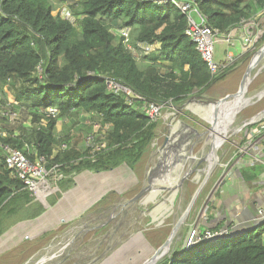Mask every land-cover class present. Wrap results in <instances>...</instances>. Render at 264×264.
<instances>
[{"label":"trees","instance_id":"16d2710c","mask_svg":"<svg viewBox=\"0 0 264 264\" xmlns=\"http://www.w3.org/2000/svg\"><path fill=\"white\" fill-rule=\"evenodd\" d=\"M195 3L208 27L221 36L264 15V0ZM60 9L69 11L73 23L60 13L54 16ZM186 26L187 16L176 6L157 0H0V146L8 144L27 155L28 144L49 165H59L65 178L48 205L72 185L74 175L122 165L133 170L150 150L158 124L128 106L124 96L108 91L106 80L146 102L177 105L225 79L232 68L212 77L184 35ZM123 28L131 30L132 47L144 43L154 46L153 52L134 57L113 33ZM263 42L264 32L254 48ZM10 92L13 103L8 102ZM2 106L16 115L24 109L31 126L18 135L7 130L10 119L2 115ZM48 109H57V116L47 117ZM59 121L62 130L57 132ZM77 122L87 136L93 133L92 124L99 125L96 141L105 142V148L92 154L85 145L76 148L71 142ZM62 144L68 149L60 150ZM241 171L250 184L256 171L249 178L245 168ZM43 212V203L10 175L0 147V237L15 223ZM21 214L27 218H18ZM206 231L219 230H199L200 241L186 247L183 240L157 264H264V223L222 238L204 239Z\"/></svg>","mask_w":264,"mask_h":264},{"label":"rangeland","instance_id":"374dc122","mask_svg":"<svg viewBox=\"0 0 264 264\" xmlns=\"http://www.w3.org/2000/svg\"><path fill=\"white\" fill-rule=\"evenodd\" d=\"M61 11L60 9L54 12V16L61 14ZM192 18L197 19L194 14H192ZM263 32L264 29H262ZM255 40L253 39L246 44L249 47L248 51H251L249 53H253L248 62L249 65L252 60V66L260 55L262 56L263 54L262 58L264 57V49L260 51L264 42L254 48L253 42ZM217 47L222 48L221 45ZM248 78L249 82H247ZM235 80L236 73L233 71L225 79L216 82V85L212 87L215 95H211L208 98L202 93L199 96H193L181 102V105L177 104L170 108H164L161 118L157 122L155 139L148 153L135 167L136 169L132 171L134 175L124 166L105 174L85 175L92 181L90 186L80 182V197H77V191L75 190L74 199L68 201V203H72V206L67 205L68 207L64 213L66 221H68L74 214L82 215L88 209L83 214L84 216L82 215L76 221L74 218L69 223L64 224H61V221L56 223L52 220L53 222H51L49 219H44V217L50 215L52 208L41 218L25 222L29 225L32 224V228L34 226L36 228L32 232L23 235L15 246L10 249H4L3 251L5 252L0 249V264H37L44 256H50V254L52 257L53 255L57 257L53 259L54 261L57 259V263L54 262L56 264H122V255L118 253L119 258H113L109 256L110 252L122 241L138 232L152 252L160 248L172 231L174 226L172 223L176 219V215L179 218L185 212L195 190L205 176L206 163L200 162V165L197 164L209 153L210 141L207 138L211 136V130L231 108V106L223 104L214 105L210 103L225 98L227 95L219 97L224 89L230 87ZM245 81V88L240 95L242 98H247L246 102L236 110L235 114L217 135V141H224L216 153L218 164L185 218L183 226L177 231L167 255L163 258L168 257L173 251L178 249L183 240L186 247L192 246V243L196 242V237L199 236L198 231L203 211H205L207 206L209 207L208 196L212 193L213 187L217 185L218 179L227 175L229 165L231 164L234 167L233 163L235 162L236 154L244 140H246L244 132L247 128L239 129L247 120L264 108V97L253 104L258 97H261V95L257 96V93L264 92V60L259 63L253 73L251 72L247 76ZM236 92L230 95H234ZM10 94L11 92L8 93V102L13 103L14 101ZM235 97L229 98V100ZM1 109H4L2 115L6 116L9 111H6L4 106ZM8 116L10 121L7 123L6 128L16 135L21 133L22 128L31 126V118L24 109H20L17 115ZM81 123H74L75 126L73 127L76 137L71 143L76 148H81V146L85 145L84 142L87 139V135L81 132ZM62 124L61 121L57 122V132L61 131ZM237 129L239 131L235 133ZM94 131H97V129H94ZM185 155L189 156L190 159L183 168L182 163ZM156 166L161 172L155 182L156 185L154 184L149 193L148 191L143 193L137 199L138 201L135 200L138 194L148 188L153 182V177L155 176L154 168ZM189 168L192 169L188 177L182 180L179 186L177 179L184 176L190 170ZM134 176L138 184L133 187ZM83 177L79 179L82 181ZM120 177L121 182H117L116 179ZM32 207L35 209L36 205L33 204ZM18 218H27V215L21 214ZM10 228L1 235L0 239L13 230H10ZM50 229L54 230L51 231ZM49 230L51 232L47 233ZM132 243L129 244V247H131ZM132 250L130 248L128 250L129 253Z\"/></svg>","mask_w":264,"mask_h":264},{"label":"built area","instance_id":"2783aa9c","mask_svg":"<svg viewBox=\"0 0 264 264\" xmlns=\"http://www.w3.org/2000/svg\"><path fill=\"white\" fill-rule=\"evenodd\" d=\"M157 2L162 5L171 3L176 6L182 14L187 16V26L184 30V35L195 44L197 52L201 55V58L205 62L212 77H218L235 66L236 57L230 52H226L223 60L220 62L215 59V45L220 41L222 36L225 38L228 48H232L234 43L230 41L229 33L221 36L217 30L208 27L205 17L201 16L197 11L195 0H157ZM192 14H194L197 19H193ZM60 15L73 23L74 19L71 17L68 10L62 9ZM113 33L123 39L126 48L134 57L148 56L154 50V46L144 43L138 44L135 48L132 47L129 44L131 36V30L129 28L116 30ZM251 40L252 38L248 40V43ZM254 43L255 41L253 42V45ZM106 88L115 95L124 96L126 104L141 110L151 123H157L159 121L164 108H170L173 106L171 101L160 105L146 102L144 98L113 80H106ZM13 114L14 113L7 112L6 116L11 115L12 117L16 115ZM45 114L47 117H56L58 111L57 109H48ZM94 129H97V131H94ZM99 129V125L92 124L93 133L87 136V139L84 142L86 147L91 148V154L100 151L106 146L105 142L96 141L97 138H99ZM254 145V138L248 135L242 146L239 148L233 165H240L244 155L249 154L254 149ZM0 147L4 163L10 171V175L14 179L23 183L32 196L41 199L42 197L45 198L48 195H54L59 192L58 183L65 178L59 165H49L47 160L44 157L37 155L28 144L27 155L8 144ZM67 149V144H62L60 146V150L62 151ZM29 156L33 157V159H30ZM258 222L264 223V210L262 209L258 210ZM224 236H226V234L221 231H206L203 238L212 239L222 238ZM196 238V241L202 239L199 236Z\"/></svg>","mask_w":264,"mask_h":264},{"label":"crops","instance_id":"0c3cea01","mask_svg":"<svg viewBox=\"0 0 264 264\" xmlns=\"http://www.w3.org/2000/svg\"><path fill=\"white\" fill-rule=\"evenodd\" d=\"M252 26L256 27V32L254 36H251L249 34ZM262 29H264V15L258 17V19L254 22H251L242 27H237L230 31L228 35L230 36V41L234 43V46L232 48H228L227 42L223 36L221 37L220 41L217 42V44L215 45V59L218 62L223 60L226 52L232 53L237 59L236 65L229 71V73H232L233 71L236 73V80L232 83L230 87L224 89L219 98L224 97L226 95H230L238 90L240 86L239 82L242 76L244 75L245 70L247 69L249 58L253 54L251 53L249 56H247L251 51H248L249 47L246 46V44L251 38L252 40H257L262 33ZM218 45L219 47L221 45L222 48H218ZM215 85L216 83L212 84L209 88H207L203 92V95L208 98L211 95H215L214 91L212 90V87ZM261 94V97H258V99H256L253 104L260 101L264 97V93ZM248 135L254 138L255 145L254 149L249 154L244 155V157L242 158V163L240 164L241 168L239 169V172L241 175V170L245 168L248 175L247 178H249L251 177V175H254L251 173H254L256 171L254 175L255 177L252 179V181H250V184L246 183V181L242 178V175L240 177L236 175V165L233 167L230 164L228 167L229 169H227V175L222 176V178L220 177V179H218L217 185L213 187V191H211L212 193L208 196L209 207L207 206L205 211H203L199 230L212 229L219 230L228 235H236L257 226L258 210H264V119L256 123L254 127L247 128L244 132L245 138H247ZM122 166L128 168L125 165ZM118 168L109 172L118 170ZM135 169L129 170L132 172ZM109 172L96 173L91 170H87L74 175L72 177V185L66 190L61 191L60 198L53 205H48L46 201L53 199L56 194L52 196L48 195L45 198L42 197L41 199H36L37 202L44 203V212L35 219H28L17 222V224L13 225L10 230L25 222H31L41 218L49 210L61 204L65 199L66 195L70 191L75 189L80 177L88 174L97 175ZM137 184L138 182L135 177L133 187ZM228 195L230 196L229 198ZM68 205L72 206V203L69 202ZM65 206L68 207L67 204H65ZM87 210H85L84 213H86ZM50 221L53 222L52 220ZM35 228L36 226L34 227V229ZM50 230L53 231L54 229ZM50 230L47 233H50Z\"/></svg>","mask_w":264,"mask_h":264},{"label":"bare ground","instance_id":"6f19581e","mask_svg":"<svg viewBox=\"0 0 264 264\" xmlns=\"http://www.w3.org/2000/svg\"><path fill=\"white\" fill-rule=\"evenodd\" d=\"M262 60H264V57L262 58ZM252 61V60H251ZM251 61H250V63H249V65L251 64ZM248 65V66H249ZM256 69V68H255ZM254 69V70H255ZM254 70L252 71V73L254 72ZM247 82H249V78H248V80H247ZM244 83H246V81L244 82ZM244 85V88H245V84H243ZM247 85H248V83H247ZM239 89V88H238ZM238 91V90H237ZM242 93V92H241ZM240 93V94H241ZM264 93V92H263ZM236 94V93H235ZM234 94V95H235ZM237 95L234 99H232V100H229V99H226L225 101H223V102H221V103H219L220 105H226V106H231V108H230V110L223 116V118H221L218 122H217V124L214 126V128L211 130V136L209 137V138H207V140L208 141H210V150H209V153L206 155V156H204L205 158H203V159H201L199 162H198V164L197 165H200L199 163L201 162H205L206 163V169H205V174L209 171V170H211L213 167H214V165L216 164H218V158H217V155H216V153H217V150H218V148L221 146V144L224 142V141H222V140H220V141H217L216 139H217V135H218V133H219V131L222 129V127L229 121V119L235 114V112H236V110H238L245 102H246V100H247V98L246 97H243L242 98V96L241 95ZM259 95H262L261 93L260 94H258L257 93V96H259ZM228 96V95H227ZM226 96V97H227ZM256 96V97H257ZM225 97V98H226ZM255 98V97H254ZM250 99V98H249ZM182 104V103H181ZM180 104V105H181ZM183 107V106H182ZM184 108V107H183ZM180 112V111H179ZM178 116V115H177ZM175 117V116H174ZM174 120H175V118H174ZM237 123V122H236ZM170 128V127H169ZM239 130L237 129L236 131H235V133H237ZM234 133V134H235ZM201 136V135H200ZM199 136V137H200ZM219 137V136H218ZM221 138V137H220ZM223 138V137H222ZM203 140H205V138H203ZM201 141V140H200ZM203 142V141H202ZM201 142V143H202ZM196 146V145H195ZM154 147V146H153ZM208 148V147H207ZM207 151V150H206ZM206 153V152H205ZM169 155V154H168ZM158 156V155H157ZM153 157V156H152ZM156 157V156H155ZM156 159V158H155ZM154 159V160H155ZM189 159H190V157L189 156H187V155H185V157H184V159H183V163H182V167L183 166H185V164L189 161ZM206 161H208L210 164L208 165V162H206ZM162 166V165H161ZM202 166H204L203 164H202ZM201 166V167H202ZM188 167V166H187ZM200 167V166H199ZM184 168V167H183ZM203 168V167H202ZM190 169V168H189ZM192 169V168H191ZM191 169L190 170H188L185 174H184V176H182V177H180V178H178L177 179V183L179 184V186H180V184H181V182H182V180H184V179H186V177H188V175H189V172L191 171ZM198 169V168H197ZM162 171V170H161ZM182 171H183V169H182ZM154 172H155V176L153 177V182L150 184V186L148 187L149 188V190H148V193H149V191L152 189V187L154 186V184H155V182H156V180L158 179V177H159V175L161 174V172H160V170H159V168L156 166L155 168H154ZM182 173V172H181ZM93 178H96V177H93ZM116 181L117 182H121V177L120 178H117L116 179ZM80 182H83V183H85V185L86 186H90V184H91V179L90 178H88V177H86V176H84L83 178H82V181L79 179L78 180V182H77V184H76V187H75V189L72 191V192H69L67 195H66V197H65V199L63 200V202L61 203V204H59V205H57L55 208H53L52 209V212L50 213V215H47V216H45V219H49V220H53L54 222H56V223H58V222H60L61 221V224H63V223H69L70 221H72V219H74L75 218V221H76V219H80V217L83 215H80V214H74L68 221H66L67 219H66V216H65V210H66V206H65V204H67L68 203V201L69 200H73L74 199V192H75V190L77 191V197H80V194H79V192H80ZM149 182H150V180H149ZM176 182V181H175ZM156 185V184H155ZM185 185V184H184ZM182 187V186H181ZM178 188V187H177ZM183 188V187H182ZM184 188H185V186H184ZM181 189V188H180ZM171 190V189H170ZM101 199H102V197H101ZM78 200H80V199H78ZM98 201V200H97ZM138 201V200H137ZM129 203V202H128ZM185 204V203H184ZM68 205V204H67ZM179 205H180V203H179ZM183 205V204H182ZM181 205V206H182ZM125 206V205H124ZM127 206V205H126ZM129 206V205H128ZM136 207V206H135ZM176 207V206H175ZM126 209V208H125ZM129 209V208H128ZM127 210V209H126ZM176 210V209H175ZM203 210V209H202ZM128 211V210H127ZM130 211V210H129ZM180 213V212H179ZM84 216V215H83ZM182 216H183V214L182 215H180V217L179 218H177V215H176V219H174L173 220V223L172 224H174V226H173V228H172V231H171V233L169 234V236H168V238L171 236V234H172V232H173V230H179L180 229V227L181 226H183V224H184V221H183V218H182ZM174 218V217H173ZM112 219V218H111ZM110 220V219H109ZM79 221V220H78ZM104 221V220H103ZM102 222V221H101ZM106 222V221H105ZM140 223V222H139ZM142 223V222H141ZM99 224V223H98ZM171 224V225H172ZM124 225H126V224H124ZM128 225V224H127ZM142 225V224H141ZM32 224H27V223H25V224H21L20 226H18L17 228H15V229H13L11 232H9L7 235H5L2 239H0V249H1V251L2 252H5V251H3L4 249H7V248H11L12 246H15L16 245V243L21 239V237L23 236V235H25L26 233H28V232H30V231H32L33 229H34V227L32 228ZM93 226V225H92ZM123 226V225H122ZM142 227V226H141ZM123 228V227H122ZM130 228H133V227H130ZM183 228V227H182ZM124 229H126V228H124ZM80 231V230H79ZM177 231H175L174 232V235H172L171 237H170V239H169V241H168V244H167V246H165L164 244H165V242H167V240H168V238L165 240V242L161 245V247L160 248H158L157 250H159L158 252L157 251H151L150 249H149V246H148V244H146L145 243V241L143 240V238L141 237V234H139V232L138 233H135V234H133V235H131L130 237H128L126 240H124V241H120L121 243L117 246V247H115L110 253V255L109 256H111V257H115V258H119V255H118V253H120L121 255H122V257H121V260H122V264H152L153 262V260L154 259H162L164 256H166L167 255V252H168V249H170L169 247H170V245H171V243H172V241H174V239H175V236H176V234H177ZM119 232H120V230H119ZM126 232V231H125ZM125 232H124V234H125ZM82 233V232H81ZM131 234V233H130ZM129 234V235H130ZM126 235V234H125ZM111 236V235H110ZM107 238V237H106ZM111 238V237H110ZM113 238V237H112ZM126 238V237H125ZM78 239V238H77ZM122 239V238H121ZM112 240V239H111ZM113 240H114V238H113ZM112 240V241H113ZM117 240V239H116ZM132 242H135V243H132ZM108 243H109V241H108ZM132 243V245H131V247H129L130 245L129 244H131ZM66 245V244H65ZM129 247V248H128ZM134 247V248H133ZM163 247V248H162ZM133 249L132 251H131V253H129V249ZM162 248V249H161ZM161 249V250H160ZM56 250H58V249H56ZM0 251V252H1ZM57 252V251H56ZM62 252V251H61ZM64 252V251H63ZM114 253V254H113ZM55 254V253H54ZM113 254V255H112ZM2 255V254H1ZM43 256V255H42ZM50 256H51V254H50ZM44 256L41 260H39L38 262H37V264H56L57 262H56V260L54 261L53 259H55V258H57L55 255H53V257L51 256ZM59 256H60V254H59ZM41 258V257H40ZM39 258V259H40ZM102 258H103V256H102ZM38 259V258H37ZM36 259V260H37ZM164 259V258H163ZM31 261H32V259H31ZM35 262V261H34ZM54 262H56V263H54ZM94 262V261H93ZM33 263V262H32ZM29 264V263H28ZM31 264V263H30Z\"/></svg>","mask_w":264,"mask_h":264},{"label":"water","instance_id":"95a60500","mask_svg":"<svg viewBox=\"0 0 264 264\" xmlns=\"http://www.w3.org/2000/svg\"><path fill=\"white\" fill-rule=\"evenodd\" d=\"M255 32H256V27H255V26H252V27H251V31L249 32V34H250L251 36H254ZM262 49H264V44H263V46L261 47L260 51H262ZM260 51H259V52H260ZM257 52H258V51H257ZM257 52H256V53H257ZM256 53H255V54H256ZM262 56H263V54H262ZM262 56H261V55L259 56V58L254 62L255 64L253 63V64H254L253 66H252V64H250V65L247 67V69H246L245 72H244V75H243L242 81H241V83H240L239 89H238V91L236 92L235 95H228L226 98H223V99L217 100L216 102H214V103H210V104H214V105H216V104H219V103L225 101L226 99H229V98H232V97H235V96L239 95V94L243 91V89H244V85H243V84H244L245 79H246L247 76H248V75H249V74H250V73H251V72H252V71H253V70L259 65V63L262 61ZM240 110H241V109H240ZM263 119H264V108H263L260 112H258L257 114H255L253 117H251L249 120H247V121L242 125V127H241L239 130H241V129H243V128H248V127H250V126H252V125H254V124L260 122V121L263 120ZM215 168H216V164L214 165V167H213L211 170H209V171L205 174L204 178L202 179V181H201L200 184L198 185L197 189L195 190V192H194V194H193V196H192V198H191L190 203L188 204V206H187L185 212L183 213V216H182L183 221H185V218L187 217L188 213L190 212L192 206L194 205V203H195L196 199L198 198L199 194L201 193L202 189L205 187V185H206L208 179H209L210 176L212 175V173H213V171L215 170ZM240 168H241V165L236 166V175H237L238 177L241 176V175H240V172H239V169H240ZM148 190H149V188H146L145 190H143L142 192H140V194H138V196L135 198V200H137L138 198H140V197L142 196V194L145 193V192L148 191ZM258 224H263V222H258ZM175 231H177V230H176V229L173 230L171 236L174 235V232H175ZM171 236H170V237H171ZM170 237L168 238L167 242H165V244H164L165 246H167ZM156 251H157V250H156ZM157 252H158V251H157ZM160 260H161V258H160V259H159V258H158V259H154V260L152 261V262H153L152 264H157Z\"/></svg>","mask_w":264,"mask_h":264}]
</instances>
